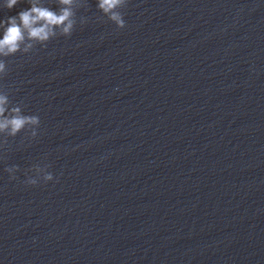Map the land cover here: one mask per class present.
<instances>
[{
	"label": "water",
	"instance_id": "water-1",
	"mask_svg": "<svg viewBox=\"0 0 264 264\" xmlns=\"http://www.w3.org/2000/svg\"><path fill=\"white\" fill-rule=\"evenodd\" d=\"M96 4L0 56V264H264V0Z\"/></svg>",
	"mask_w": 264,
	"mask_h": 264
},
{
	"label": "clouds",
	"instance_id": "clouds-1",
	"mask_svg": "<svg viewBox=\"0 0 264 264\" xmlns=\"http://www.w3.org/2000/svg\"><path fill=\"white\" fill-rule=\"evenodd\" d=\"M18 3V0H4L3 7L11 9ZM58 11L48 7L39 6L36 0H30V7L22 9L15 16H9L0 19V26H3V34L0 36V56H10L21 51V44L27 38L28 41L46 42L51 37L57 35L56 29H59L61 36H70L76 24L74 5H80L82 0H58ZM127 0H97V8L108 15V18L115 22L118 28L125 26L122 13L118 8L125 5ZM81 18V23H84ZM32 47L31 43L25 44L23 51L27 52ZM5 62L0 60V76L5 75ZM7 96L0 94V131L8 130V134L15 136L25 128L26 125H34L31 135L36 136V127L39 125L37 115H21V109L11 108L13 115L5 116V104ZM14 167L7 168L11 173ZM9 179H15V176H9ZM51 172L44 174L43 180H52ZM27 184H36L37 179L28 178Z\"/></svg>",
	"mask_w": 264,
	"mask_h": 264
}]
</instances>
